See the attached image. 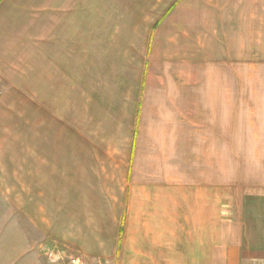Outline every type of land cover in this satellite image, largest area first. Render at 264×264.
Segmentation results:
<instances>
[{"label":"crops","instance_id":"0c3cea01","mask_svg":"<svg viewBox=\"0 0 264 264\" xmlns=\"http://www.w3.org/2000/svg\"><path fill=\"white\" fill-rule=\"evenodd\" d=\"M129 1L145 15L147 0H0V78L38 34L43 118L36 155L0 142V264H63L65 245L85 264H264V0L242 31L240 0L231 18L167 0L130 33ZM225 143L228 220L192 185Z\"/></svg>","mask_w":264,"mask_h":264},{"label":"rangeland","instance_id":"374dc122","mask_svg":"<svg viewBox=\"0 0 264 264\" xmlns=\"http://www.w3.org/2000/svg\"><path fill=\"white\" fill-rule=\"evenodd\" d=\"M217 1L219 4L224 5L222 9L224 18H231L233 14V11L231 10L233 0ZM236 2L238 1L236 0ZM141 3L144 4V9H142V11H145V15L137 17L132 10H130L132 8L130 6V1L128 2L129 11L127 19L129 33L132 32V27H135L137 22L139 24V20L145 26L148 23L149 25L154 23V21L158 19V15L161 11H163L165 6H167L170 2L167 0H147ZM215 3V0H209L208 4L215 5ZM240 3L241 15L243 10H246L245 5L247 0H240ZM246 21V15H241V31L243 27L246 28ZM137 27H139V25ZM29 37L32 44H23V47H21L22 49L20 48L21 45H17L19 53L17 57L18 64L13 70H9L8 72L10 74V86H7L0 78V142H6L10 146V149L15 148L16 153L18 152L21 155L24 151H28L27 146H29L28 144H31V152L34 156L38 153L40 123L43 119L39 91L40 41L38 34L36 33L33 35L30 33ZM64 105V110L67 111V113H63V133L65 143H67L68 141H71V125L74 121V114L71 110L73 107L71 96L64 97ZM225 141H230V137L225 139ZM204 164H206L207 167ZM234 164L235 163L232 160V145L230 143H225L223 145V160L220 162L218 161V169H221L218 170V176L214 175L211 177H202L199 179V183L195 182L196 178H193L192 181L194 189L195 187H198L196 184H201V180L205 181L207 179V199L218 201L223 200V212L226 220L230 219L231 216V202L233 200L234 187L236 185L237 188L239 185L238 176L236 178L234 177ZM201 165L202 167L208 168L209 176L211 175V172L215 173V161L201 162ZM204 171L207 172V170ZM76 251L77 250L65 245L62 249V254L60 255L61 257L58 256L59 262L69 264V257H79L83 261V259L76 254ZM50 263H53V261Z\"/></svg>","mask_w":264,"mask_h":264},{"label":"built area","instance_id":"2783aa9c","mask_svg":"<svg viewBox=\"0 0 264 264\" xmlns=\"http://www.w3.org/2000/svg\"><path fill=\"white\" fill-rule=\"evenodd\" d=\"M69 264H85L79 257H69Z\"/></svg>","mask_w":264,"mask_h":264}]
</instances>
